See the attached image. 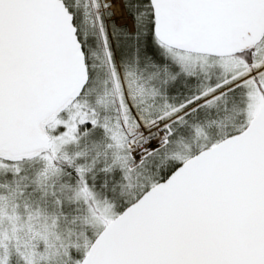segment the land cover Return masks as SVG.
Returning a JSON list of instances; mask_svg holds the SVG:
<instances>
[{"label": "snow or ice", "instance_id": "1", "mask_svg": "<svg viewBox=\"0 0 264 264\" xmlns=\"http://www.w3.org/2000/svg\"><path fill=\"white\" fill-rule=\"evenodd\" d=\"M5 221L0 264H264V0H0Z\"/></svg>", "mask_w": 264, "mask_h": 264}, {"label": "rangeland", "instance_id": "2", "mask_svg": "<svg viewBox=\"0 0 264 264\" xmlns=\"http://www.w3.org/2000/svg\"><path fill=\"white\" fill-rule=\"evenodd\" d=\"M198 64L200 63L199 61L197 62ZM204 65H205V68L207 69V75L209 76H212L213 78L217 75H219V69H217L215 66H214V61L211 57L207 58L205 61H203ZM205 73H202L199 69V67L197 68V75L198 76H203ZM54 115V114H53ZM231 115V113H228L224 116V118L221 120V126L216 128V131H222L223 128V124L224 123H227L228 122V117ZM49 118V117H48ZM213 130L212 129H205V132L206 133H211ZM215 131V130H214ZM189 140H191L190 138H188ZM195 143V139L193 138L192 140V143L193 144ZM118 175V173H117ZM121 193L119 190H116V195L119 196ZM23 210L21 209V212ZM84 227H90L88 225H85ZM69 229H74V226L71 225V224H68L67 226L64 227V231L65 233H67V231ZM74 230L78 231L79 228L76 227ZM11 231V228H10V225H8V223L5 221L3 224H0V232H4V233H10ZM5 243L8 244L9 248L11 249L12 245L15 243L14 241L12 240H6ZM13 264H15V257H13Z\"/></svg>", "mask_w": 264, "mask_h": 264}, {"label": "water", "instance_id": "3", "mask_svg": "<svg viewBox=\"0 0 264 264\" xmlns=\"http://www.w3.org/2000/svg\"><path fill=\"white\" fill-rule=\"evenodd\" d=\"M242 32H232V31H226L221 37L218 38L216 41L218 46L224 47L228 44L232 43L233 41H239L242 37ZM49 109L50 106H46L43 112L44 119H47L49 117ZM54 113H52L53 115ZM23 145H13V147H20ZM5 147H9V145H5Z\"/></svg>", "mask_w": 264, "mask_h": 264}, {"label": "trees", "instance_id": "4", "mask_svg": "<svg viewBox=\"0 0 264 264\" xmlns=\"http://www.w3.org/2000/svg\"><path fill=\"white\" fill-rule=\"evenodd\" d=\"M179 87H180L181 89H183V85H182V84L179 85ZM212 130H213V131H214V130L216 131V129H212ZM188 138H190L191 140H189ZM192 140H193V137L189 136V137L185 138V141H184L183 144L174 145L173 148H174L175 150H181V151H182V150H184V144H191V143H192ZM21 166H22L24 169H26V170H28L29 172H31V170H32L33 168L37 167V164H36V162H35L34 160H23V161H21ZM117 190H119V189H117ZM119 191H120V190H119ZM16 203L19 204L20 201L17 200ZM33 207H35V204H33ZM21 209H22V208H20L19 211H21ZM22 210H23V209H22ZM65 226H67V225H62L61 227L64 228Z\"/></svg>", "mask_w": 264, "mask_h": 264}]
</instances>
